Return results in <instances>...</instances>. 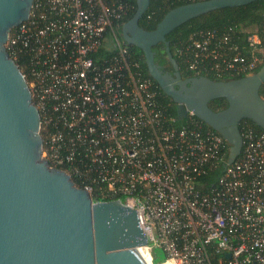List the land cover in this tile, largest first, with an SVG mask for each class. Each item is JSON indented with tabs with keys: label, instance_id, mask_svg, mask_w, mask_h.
<instances>
[{
	"label": "built area",
	"instance_id": "1",
	"mask_svg": "<svg viewBox=\"0 0 264 264\" xmlns=\"http://www.w3.org/2000/svg\"><path fill=\"white\" fill-rule=\"evenodd\" d=\"M127 10L122 0H34L10 31L4 47L22 59L41 158L93 203L135 209L151 263L159 249L160 264H264V131L244 125L240 156L202 192L200 179L226 164L229 146L190 111L183 120L167 111L116 34ZM245 44L248 56L227 36L195 33L187 68L251 75L264 51L256 34Z\"/></svg>",
	"mask_w": 264,
	"mask_h": 264
},
{
	"label": "water",
	"instance_id": "2",
	"mask_svg": "<svg viewBox=\"0 0 264 264\" xmlns=\"http://www.w3.org/2000/svg\"><path fill=\"white\" fill-rule=\"evenodd\" d=\"M258 0H204L176 7L153 31L139 26L150 0H135L133 17L121 27L127 45L140 49L148 75L176 105L177 118L190 111L228 144L224 166L241 154L239 125L251 120L264 131V65L229 81L182 78L166 36L193 18ZM34 0H0V264H152L135 209L117 201L93 203L62 170L41 158L40 117L26 79L4 44L26 21ZM163 43L172 73L155 63L152 48ZM225 99L214 112L208 103Z\"/></svg>",
	"mask_w": 264,
	"mask_h": 264
},
{
	"label": "trees",
	"instance_id": "3",
	"mask_svg": "<svg viewBox=\"0 0 264 264\" xmlns=\"http://www.w3.org/2000/svg\"><path fill=\"white\" fill-rule=\"evenodd\" d=\"M198 1L204 0H150L146 12L139 20V26L146 31H153L156 25L163 19L167 12L184 4ZM122 2L128 5V10L122 20H120L115 26L116 34L121 40L122 38L120 32L122 25L129 21L136 11L135 0H122ZM200 31H214L216 33L217 39L223 36H227L229 45L237 47V51L246 56L249 55V48L245 44V39L249 34H256L260 38V43L264 51V0H258L245 6L223 8L211 11L209 13L191 19L190 21L174 29L166 36V41L169 43V50L178 64L179 71L183 79L200 76H205L211 80L216 81H229L233 79H239L243 76H233L227 74L217 75L215 71L209 70L208 67L201 69L198 72L190 71L187 68V63L185 62L186 59L184 55L185 48L189 44L190 37ZM124 45L126 46L128 51L132 55H134V57L140 62L144 75L150 78L158 89V92L160 94V101L166 106L167 111L172 116L177 118L176 105L168 96L163 94L156 82L148 75L142 51L132 45H127L125 43ZM152 50L155 52V63L160 65L164 71L172 73V67L167 60V54L165 52L164 44L159 43L155 45ZM21 61L22 59L17 60L16 63L20 67V69H22V72H24ZM263 65L264 58L253 73H256ZM259 95L264 99V83L259 90ZM208 107L212 111L217 112L227 107V101L222 98L215 99L208 103ZM202 125L205 129H210L203 122ZM244 125L250 126L258 132H262V129L256 126L251 120H243L239 125L240 131L242 130V127ZM224 166L225 165L222 164L217 169L208 171L200 179L198 188L202 192H206L214 187L217 179L223 173ZM157 257L158 256L156 250H154L152 255L153 264L161 263L156 261Z\"/></svg>",
	"mask_w": 264,
	"mask_h": 264
},
{
	"label": "rangeland",
	"instance_id": "4",
	"mask_svg": "<svg viewBox=\"0 0 264 264\" xmlns=\"http://www.w3.org/2000/svg\"><path fill=\"white\" fill-rule=\"evenodd\" d=\"M156 253H157V258H156V261H158V262H162V261H164V255H163V252H162V250H156Z\"/></svg>",
	"mask_w": 264,
	"mask_h": 264
},
{
	"label": "flooded vegetation",
	"instance_id": "5",
	"mask_svg": "<svg viewBox=\"0 0 264 264\" xmlns=\"http://www.w3.org/2000/svg\"><path fill=\"white\" fill-rule=\"evenodd\" d=\"M23 73V72H22Z\"/></svg>",
	"mask_w": 264,
	"mask_h": 264
}]
</instances>
